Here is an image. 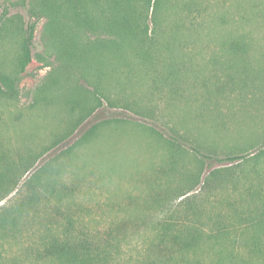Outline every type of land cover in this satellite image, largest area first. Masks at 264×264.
Here are the masks:
<instances>
[{
  "label": "rangeland",
  "instance_id": "obj_1",
  "mask_svg": "<svg viewBox=\"0 0 264 264\" xmlns=\"http://www.w3.org/2000/svg\"><path fill=\"white\" fill-rule=\"evenodd\" d=\"M154 1L156 8L144 13L150 34L158 29L155 18L184 25V70L172 84L163 79L169 66L163 61L142 64L131 55L117 74L111 61L102 72L65 62L53 53L39 0H0V70L11 72L22 51L23 32L10 19L36 25L33 58L15 95L0 92V165L10 160L16 170L0 210L32 192L45 198L53 184L64 200L42 205L41 215L54 214L61 231L72 214L76 229L112 236L124 257L137 259L152 226L172 215L182 219L187 204L200 207L209 224L221 219L218 213L238 223L236 214L261 206L247 189H261L256 171L264 173V79L223 91L230 54L222 41L244 40L246 61L263 66L264 0ZM72 28L68 33L81 42L109 37ZM230 156L242 159L230 162ZM0 244L8 247L1 236ZM213 258L203 264H215Z\"/></svg>",
  "mask_w": 264,
  "mask_h": 264
},
{
  "label": "trees",
  "instance_id": "obj_2",
  "mask_svg": "<svg viewBox=\"0 0 264 264\" xmlns=\"http://www.w3.org/2000/svg\"><path fill=\"white\" fill-rule=\"evenodd\" d=\"M45 14L49 16L46 33L53 40V53L68 63L81 64L102 72L103 66L111 62L114 72L127 65L131 55L142 64L165 62L169 65L163 79L170 84L181 79L185 63L181 53L182 21L169 22L154 20L157 28L150 34L147 14L157 1L153 0H39ZM141 5V6H139ZM144 11H143V9ZM35 5L28 12L34 16ZM147 12V13H146ZM13 24L23 32L22 51L18 54L15 67L7 72L0 70V92L11 99L16 93V83L20 74L33 58V42L36 25L30 21L26 26L21 21ZM9 23L5 27L9 29ZM75 27L84 36L94 32H106L108 38L86 42L70 32ZM75 33V30H73ZM154 32L157 36L154 37ZM89 40V42H87ZM81 42V44H80ZM223 50L230 54V61L223 71L228 77L222 90H234L236 87H251L256 79H264V65L254 66L247 60L249 48L242 39L223 40ZM162 59V60H160ZM107 61V62H106ZM111 61V62H110ZM106 64V65H105ZM263 72V73H262ZM173 81V82H171ZM252 83V84H251ZM4 85V86H3ZM3 86V87H2ZM256 86V85H255ZM0 159H3L1 155ZM25 159V158H24ZM234 162L242 158L227 157ZM21 165L25 163L23 160ZM20 165V166H21ZM0 200L5 196L14 181L16 170L14 163L6 160L0 165ZM20 169V168H19ZM258 187H249L248 199L258 198L261 206L249 208V211L236 214L238 223L228 224L221 217L213 224L203 220L200 207L187 204L183 218L172 215L170 219L152 226L153 237L143 244L146 249L141 258L124 257L122 242L112 236L97 238L84 228L76 229L75 217L67 213L66 222L60 231L53 220L49 202L64 200L65 192L49 187L44 198L41 193L32 192L18 204L0 210V236L8 247L0 244V264H203L204 258L213 256L215 264H264V173ZM68 192H66V195ZM42 200H45L41 202ZM249 200V201H250ZM48 202L49 205H47ZM54 208V206H52ZM58 216L63 213L55 207ZM238 213V212H237ZM246 213V214H245ZM36 222V224H34ZM40 225V226H39ZM24 240H21L22 238ZM23 241L26 246H22ZM21 245L23 251L9 254L15 246ZM148 255V256H146ZM43 262V263H41Z\"/></svg>",
  "mask_w": 264,
  "mask_h": 264
}]
</instances>
